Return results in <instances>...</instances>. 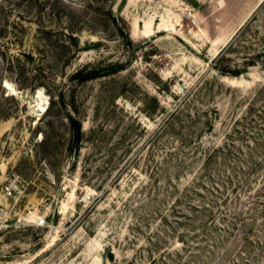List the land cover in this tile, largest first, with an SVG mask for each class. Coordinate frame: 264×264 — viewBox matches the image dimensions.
<instances>
[{
	"label": "rangeland",
	"instance_id": "obj_1",
	"mask_svg": "<svg viewBox=\"0 0 264 264\" xmlns=\"http://www.w3.org/2000/svg\"><path fill=\"white\" fill-rule=\"evenodd\" d=\"M0 264H264V0H0Z\"/></svg>",
	"mask_w": 264,
	"mask_h": 264
},
{
	"label": "trees",
	"instance_id": "obj_2",
	"mask_svg": "<svg viewBox=\"0 0 264 264\" xmlns=\"http://www.w3.org/2000/svg\"><path fill=\"white\" fill-rule=\"evenodd\" d=\"M107 69L105 68H98V69H93V70H88L86 72H83L82 69H79L77 71L78 77L82 80H88V79H93L97 78L99 76H102L107 73Z\"/></svg>",
	"mask_w": 264,
	"mask_h": 264
},
{
	"label": "bare ground",
	"instance_id": "obj_3",
	"mask_svg": "<svg viewBox=\"0 0 264 264\" xmlns=\"http://www.w3.org/2000/svg\"><path fill=\"white\" fill-rule=\"evenodd\" d=\"M15 86L11 83V82H8V84H7V89H10V90H12V91H15V88H14ZM38 93H39V95H41V100H43L42 98V90L41 89H39L38 90ZM43 104V103H42ZM41 108L44 110V109H46V106H45V104H43L42 106H41Z\"/></svg>",
	"mask_w": 264,
	"mask_h": 264
},
{
	"label": "built area",
	"instance_id": "obj_4",
	"mask_svg": "<svg viewBox=\"0 0 264 264\" xmlns=\"http://www.w3.org/2000/svg\"><path fill=\"white\" fill-rule=\"evenodd\" d=\"M10 187H7V189L9 190Z\"/></svg>",
	"mask_w": 264,
	"mask_h": 264
}]
</instances>
